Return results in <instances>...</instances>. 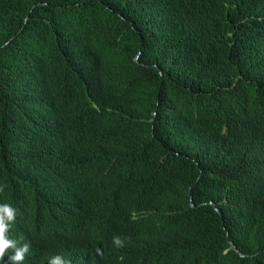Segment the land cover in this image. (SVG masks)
<instances>
[{
	"label": "trees",
	"instance_id": "1",
	"mask_svg": "<svg viewBox=\"0 0 264 264\" xmlns=\"http://www.w3.org/2000/svg\"><path fill=\"white\" fill-rule=\"evenodd\" d=\"M31 127L15 202L84 193L102 161L171 219L159 264H264V0H0V146Z\"/></svg>",
	"mask_w": 264,
	"mask_h": 264
},
{
	"label": "clouds",
	"instance_id": "2",
	"mask_svg": "<svg viewBox=\"0 0 264 264\" xmlns=\"http://www.w3.org/2000/svg\"><path fill=\"white\" fill-rule=\"evenodd\" d=\"M23 93L13 89V94ZM30 105L28 117L34 123L42 117L47 104L33 95ZM8 130L17 132L12 127ZM26 137L32 145L48 142H37L31 127L17 141L0 146V260L11 251L8 259L12 264H23L27 255L35 264H84L77 252L48 250L52 243L75 241L94 247V264H159L155 248L170 237L171 219L140 186L141 182L110 181L105 162L83 167L87 182L84 193L66 199L46 191L39 197L33 187L31 198L22 192L20 196L26 201L15 202L21 190L16 191L13 185L30 180L29 171L35 162L19 153ZM57 163L60 167L66 164ZM227 241L233 244L231 239Z\"/></svg>",
	"mask_w": 264,
	"mask_h": 264
},
{
	"label": "water",
	"instance_id": "3",
	"mask_svg": "<svg viewBox=\"0 0 264 264\" xmlns=\"http://www.w3.org/2000/svg\"><path fill=\"white\" fill-rule=\"evenodd\" d=\"M233 245V244H232Z\"/></svg>",
	"mask_w": 264,
	"mask_h": 264
}]
</instances>
